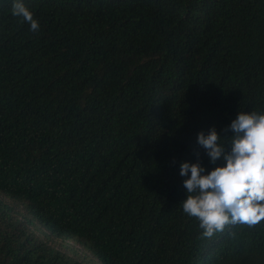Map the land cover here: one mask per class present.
I'll list each match as a JSON object with an SVG mask.
<instances>
[{
  "label": "trees",
  "instance_id": "trees-1",
  "mask_svg": "<svg viewBox=\"0 0 264 264\" xmlns=\"http://www.w3.org/2000/svg\"><path fill=\"white\" fill-rule=\"evenodd\" d=\"M15 2L0 0V264H85L33 226L100 264H264V221L202 238L180 175L225 163L201 131L227 144L239 112L264 113V0H21L38 32Z\"/></svg>",
  "mask_w": 264,
  "mask_h": 264
},
{
  "label": "clouds",
  "instance_id": "clouds-1",
  "mask_svg": "<svg viewBox=\"0 0 264 264\" xmlns=\"http://www.w3.org/2000/svg\"><path fill=\"white\" fill-rule=\"evenodd\" d=\"M12 15L28 23L31 31H39L34 13L21 0L13 4ZM229 130L233 135L227 144L219 141L228 135H222L215 126L197 137L210 162L222 160L224 164L210 172L199 160L180 165L187 191L183 211L200 221L202 238H212L229 225L253 227L264 221V113L239 112L223 132Z\"/></svg>",
  "mask_w": 264,
  "mask_h": 264
},
{
  "label": "rangeland",
  "instance_id": "rangeland-1",
  "mask_svg": "<svg viewBox=\"0 0 264 264\" xmlns=\"http://www.w3.org/2000/svg\"><path fill=\"white\" fill-rule=\"evenodd\" d=\"M5 201L12 203L9 199L3 198ZM33 230L41 237L45 238L49 244L58 248L67 254L77 257L78 259L82 260L85 264H100V262L90 253L86 252L84 248H82L79 244L73 241H62L59 238L49 236V238L45 237L44 234L36 229L34 226L32 227ZM78 250V255L74 253L73 250Z\"/></svg>",
  "mask_w": 264,
  "mask_h": 264
}]
</instances>
